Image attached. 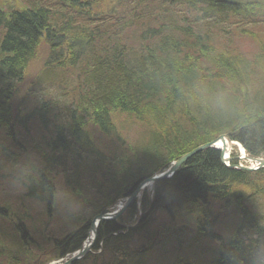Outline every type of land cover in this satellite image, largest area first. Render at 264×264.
<instances>
[{"label":"trees","instance_id":"1","mask_svg":"<svg viewBox=\"0 0 264 264\" xmlns=\"http://www.w3.org/2000/svg\"><path fill=\"white\" fill-rule=\"evenodd\" d=\"M50 1L31 14L21 0H0L10 88L0 95L9 106L0 178L10 172L25 189L5 214L28 218L7 217L14 238L4 247L0 237V264L73 252L94 216L197 144L226 135L264 155V0H84L68 17L71 0ZM41 16L62 23L48 30ZM232 32L255 48L235 46ZM219 155L188 159L117 222L101 220L92 252L72 264H264V169L229 170ZM70 195L88 211L66 206ZM71 211L82 215L63 217ZM120 230L128 234L107 240Z\"/></svg>","mask_w":264,"mask_h":264},{"label":"bare ground","instance_id":"2","mask_svg":"<svg viewBox=\"0 0 264 264\" xmlns=\"http://www.w3.org/2000/svg\"><path fill=\"white\" fill-rule=\"evenodd\" d=\"M232 1H234V0H232ZM21 2L23 4H21L20 8L26 7V10L28 12L29 11L32 12L31 14H35L36 13L35 11L40 6H44V5L46 6L47 4H52L50 0H21ZM83 2H84V0H76V1L75 0H71V1H69L68 2V5L71 8H73V10L72 9L71 10L68 9L69 6L67 7V5L65 7H63V8H65L66 17L73 15L74 10L75 9H78L76 6H78L80 3L82 5ZM107 2L108 1H106V0H97V3H107ZM74 3L77 4V5L75 6ZM24 4H26V5H24ZM92 6L93 7L95 6V8H97L96 6H98V5L93 4ZM16 8H18V7H16ZM53 8H56L55 5H53L52 7H49V9H53ZM16 10L17 9L14 8V12ZM85 11H86V9H84L82 11V13H84ZM26 17H29V16H26ZM23 18H25V17H22V19ZM41 21H42V25L41 26L44 27V28H46V29H48V30L51 29V28H53L52 26H55V25L58 26L59 24L62 23L57 18L47 19V18H43L42 16H41ZM44 41L45 40L43 38H41L40 36H38L36 34L33 37L32 43H33L34 47H36L39 51L41 50V53L46 54V48L44 47ZM4 46H5V44L2 43V42H0V47H4ZM5 60H6V53H5V55L4 54L3 55H0V95H2L1 92H4L3 93L4 95L10 94V88L5 84V78L2 76V70H3V67L5 65ZM6 80H8V81H14V77L11 76V75H9L6 78ZM70 80L75 81L76 80V77L72 78L71 75H70ZM8 108H9V106H7L6 102H0V113L6 111ZM1 116L4 117L5 115L4 114H1L0 117ZM186 142H188V139H184L183 140V143H186ZM212 142L214 144H212L210 146L209 143H212ZM207 145H209V146H207ZM1 147L4 148V147H6V145L3 144V146H1ZM233 148H235L237 150L238 155H235L236 153L235 152H232ZM209 149L217 150L220 153V155H219L220 164L222 166H224L225 168L229 169V170H237V169L240 170V167L253 168L256 163L248 160V158H251V159H264V155H261L259 157L249 156L246 153L245 149L242 147V145L240 143H238L237 141L231 140L230 143H228L226 141H221L219 139V137L217 136L215 139H213L210 142H205V143L197 144L194 147L190 148L187 152H185L181 156H179L177 158L178 160L172 161L169 164V166L167 165L168 168L167 167L159 168L155 172H153L150 175H148V177L145 178L144 181H148V185L153 189L155 182H158V181H161V180H169L168 178H170V177H164V175L166 174V172L175 163H177L178 161H180V163H181L177 167V169L180 168V166L183 167L186 164V162H187L188 159L193 158V157H196L199 154H201L202 152H205V151H207ZM135 157L136 158H139L140 156H139L138 153H136ZM93 161H94L93 159L88 160V164L89 165L92 164ZM242 162H244V163L247 162L248 164L247 165H242ZM89 165H82L81 167L84 168V169L90 170L91 167ZM177 169L174 172H176ZM249 172H254V171H249ZM10 174H11L10 172H7L6 173V176H7V178L9 179V181L11 183V186H9V188L13 192L10 195L11 199L5 201V200H3V198L0 195V226H1L0 227V237H3V236L8 237L7 241L4 243V247H8L9 245H11L12 240H9V239H11V238L13 239L14 238L13 235H12V234H14V232L12 230L6 228L7 227V223H8L7 217L12 218L13 220H15L17 218H19V219H21V218L28 219V218H26V216L25 217L24 216H18L17 217V215H12V213H11V215H9V214L6 215L5 214L6 213V209L8 208V205L15 206L16 203H18L19 202V199H20L19 192H22V191L25 190L24 189V185H17L18 184L17 181L15 180V178H12ZM4 175H5V173H4ZM20 181L22 183H24V184H27V185L30 184V180H27V179H24V178H21ZM73 181H75L81 188H83L84 185L87 184V182H86L85 179H78V180H73ZM43 186H44V184H43ZM138 186H139V184L138 185L137 184L136 185H133L132 186V189H134L135 191L141 190ZM35 189H36V187H35ZM80 191L82 192V190H80ZM133 194H131L130 196L126 197L125 199H127V198L129 199ZM141 195H142V193L138 192L132 202H135L136 201L137 202V205H139V201L141 199ZM69 198L70 199L68 201V204H66V206H69V205L71 206L74 203H76V205L80 208V210H81L82 213H85V212L88 211V209L86 208V206H85V204L83 202L79 201L78 199L76 200L74 198V196H72V195H70ZM148 199L150 201L152 200V198H148ZM121 200H123V199H120L115 204L104 208V212L107 213V215H106L107 220L117 222V218H119L124 213V211L126 209L124 211H122L119 215H117V216L114 215V214H116L120 210V206L122 205L121 204ZM131 203H129V205ZM148 204H149V202H148ZM54 212L52 213V217L56 215V213H54ZM82 213H80L78 211H75V212L71 211V212H67L65 215L63 214V217H67V216H69V217H75L78 214L82 215ZM137 213L138 212L136 211V216H138ZM99 214H101V212ZM139 216H140V214H139ZM95 218L96 217L94 216L92 220H94ZM57 219H59V218H57ZM22 222L23 221H21L20 223L21 224H25V223H22ZM61 223L62 222H60L58 225L60 226ZM127 234H128V231L127 230H120L115 235L108 236L107 240L108 241H111L112 240L111 237H113V236H118V235L125 236ZM89 235L92 236V232L91 231H90V234ZM93 246L94 245L90 246L89 249H88V251L85 252L83 249L86 246L83 243H81V245L76 250H74L73 252H68L67 251L64 254V257H62L60 259H61V261L63 263H65V262L69 261L68 260L69 255H75V256H78L79 257L77 260L73 261V262H76V261H78L80 259L85 258L89 253H91ZM176 250L177 251H175V252L173 251L171 253L172 257L175 258V259L178 258V257H180V256L182 257V254H181L180 249H176ZM73 262H71L70 264H72ZM45 263H43V264H45Z\"/></svg>","mask_w":264,"mask_h":264},{"label":"rangeland","instance_id":"3","mask_svg":"<svg viewBox=\"0 0 264 264\" xmlns=\"http://www.w3.org/2000/svg\"><path fill=\"white\" fill-rule=\"evenodd\" d=\"M13 1V0H12ZM262 27V25H260L257 29H250V31L253 33L254 30H259V28ZM233 34L230 35V39L231 41L234 42V45L239 47V48H242L244 49L245 51L249 52L251 50H253L255 48V42L252 41V36L250 37H246V36H241V37H238L236 36V34L234 32H232ZM40 54H38L37 57H39ZM232 152H235L236 154L235 155H238L237 153V150L235 148H233ZM248 163H244L242 162V165H247ZM5 175L7 172H4ZM4 173H3V176H4ZM5 177V176H4ZM9 186H11V183L10 181L6 180V178H0V195L1 197L3 198V200L7 201L9 199H11L10 195L13 193L12 190L9 188ZM32 206H35L34 203H31ZM47 262L45 264H50L51 262H60L61 259H55V258H51V259H47L46 260Z\"/></svg>","mask_w":264,"mask_h":264},{"label":"water","instance_id":"4","mask_svg":"<svg viewBox=\"0 0 264 264\" xmlns=\"http://www.w3.org/2000/svg\"><path fill=\"white\" fill-rule=\"evenodd\" d=\"M225 138H227L226 136H219V139L221 140V141H224V139ZM228 140V139H227ZM229 141V140H228ZM212 144H214L213 142L212 143H209V145L211 146ZM209 145H207V146H209ZM248 160H250V161H252V162H254V163H256L255 165H254V167L253 168H244V167H240V170H244V171H256V170H259V169H263L264 168V159H251V158H248ZM181 163H180V161H178L177 163H175L168 171H167V173L164 175V177H167L169 174H172L176 169H177V167L180 165ZM148 183V181H143L138 187L139 188H141V187H143L145 184H147ZM140 190H137V191H135V193L127 200V202L125 203V205H123L122 206V208H120V210L116 213V214H114L115 216H117V215H119L122 211H123V209L129 204V203H131L132 201H133V199L135 198V196L137 195V193L139 192ZM106 215H107V213L106 212H102L99 216H97L96 217V219H97V221H100V220H103V219H105L106 218ZM95 219V220H96ZM92 228V230L94 231V234H95V226L94 225H92L91 226ZM89 247H90V243H87V245H86V247L83 249L85 252H87L88 251V249H89ZM79 257L78 256H73L69 261H67V262H65V263H63V264H70L71 262H73V261H75V260H77Z\"/></svg>","mask_w":264,"mask_h":264}]
</instances>
